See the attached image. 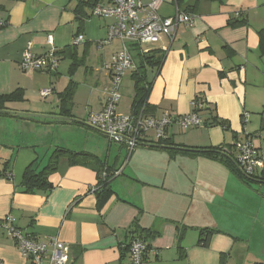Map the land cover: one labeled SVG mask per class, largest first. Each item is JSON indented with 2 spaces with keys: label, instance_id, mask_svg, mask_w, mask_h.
<instances>
[{
  "label": "crops",
  "instance_id": "crops-1",
  "mask_svg": "<svg viewBox=\"0 0 264 264\" xmlns=\"http://www.w3.org/2000/svg\"><path fill=\"white\" fill-rule=\"evenodd\" d=\"M83 1L0 0V18L7 22L0 29V96L23 90L24 102L7 108L47 116L0 117V221L12 215L23 232L40 241L57 237L70 246L69 264H131L128 247L135 238L147 244L146 264H219L222 255L229 256L228 264H264V182L246 184L218 161L151 148L152 138L129 153L87 125L89 115L103 109L111 86L105 67L125 43L102 46L115 20L92 17ZM161 1L162 17H174L180 9L194 16V24L181 25L172 40L163 37L153 46L127 44L137 66L139 54L164 56L160 68L149 69L152 115L177 118L197 112L201 127L185 131L173 124L167 130V139L186 149L229 148L235 157V143L249 136L262 159L260 177L264 0ZM49 35L60 61L57 72H23L20 61L28 44L43 55L50 49ZM78 35L84 41L76 45ZM135 72L123 80L133 92L127 109H121V98L118 112L123 115L133 111ZM70 85L72 117L61 121L56 118L62 117L61 94ZM45 89L52 93L44 98ZM197 100L203 110L193 106ZM72 131L76 137L71 141L47 144L52 132ZM58 148L93 155L104 166L122 170L111 181L114 195L101 209L92 191L99 176L90 161V166L73 164L61 157L49 177L51 190L26 192L25 170L34 163L40 172ZM205 230L213 232L206 248L199 245ZM0 264L32 263L2 235Z\"/></svg>",
  "mask_w": 264,
  "mask_h": 264
},
{
  "label": "built area",
  "instance_id": "built-area-1",
  "mask_svg": "<svg viewBox=\"0 0 264 264\" xmlns=\"http://www.w3.org/2000/svg\"><path fill=\"white\" fill-rule=\"evenodd\" d=\"M161 4V0H98L91 9L92 17L115 20V23L109 26L108 36L101 45H109L114 40H120L125 45L123 50L114 55L105 67L111 74V86L104 107L100 112L90 114L86 123L108 138L110 142L125 146L129 153L140 147L146 139L152 138L149 142L153 144L166 140L167 130L173 124L185 131L204 124L197 112L177 118H173L168 113L160 117L154 116L145 111V106L138 112L132 111L128 115L118 112L123 80L129 72L137 71V65L127 44L139 47L153 46L163 37L172 40L181 25L192 27L194 24V16L180 9H177L174 17H162L159 14ZM6 25L7 22L0 18V29ZM83 41L84 36L78 35L75 44ZM48 44L50 49L43 55L33 53L32 44H28L20 61L23 72L47 74L57 72L60 61L51 35L48 36ZM51 93L50 89H45L41 91V96L45 98ZM193 106L198 111L204 109V103L201 101H195ZM248 118L249 113H243L245 124ZM234 148L235 160L240 170L246 176H256L262 165V159L251 138L247 136L246 139L237 140ZM121 173L122 170H114L110 173L105 171L102 178L114 179ZM97 189L98 186H95L92 191L96 192ZM2 235L11 239L23 258L32 264H69L71 262L68 244L61 242L57 237L49 238L47 241L36 239L23 232L12 215L0 221V236ZM147 251V244L135 238L129 246L131 264H146Z\"/></svg>",
  "mask_w": 264,
  "mask_h": 264
},
{
  "label": "trees",
  "instance_id": "trees-1",
  "mask_svg": "<svg viewBox=\"0 0 264 264\" xmlns=\"http://www.w3.org/2000/svg\"><path fill=\"white\" fill-rule=\"evenodd\" d=\"M98 0H88L83 1V7H93ZM261 39V46L264 51V30L260 33ZM141 61L139 66H137V71L134 73L136 79V94L133 103V111L138 112L142 107H146V112L152 114L153 111L151 110V106L149 105V96L152 89V83L147 81L149 77V69L160 68L164 56L162 54H158V52H153V54H146L142 55L139 54L138 56ZM73 85H70L64 93L61 94V103H60V116L64 118H71V107H72V98H73ZM25 100L24 91L23 90H16L9 95L0 96V117H13L18 119H29L33 120V118L28 116H23L20 114H16L11 112L7 105L10 103H22ZM198 101V100H197ZM67 123V122H62ZM80 124V122H77ZM82 124V123H81ZM151 148H157L161 150L168 151L172 154L182 153L191 156L203 157L207 159H211L214 161H218L222 163L228 170L241 182L250 184L251 182L261 181L264 182V174L257 178V176H246L239 168L234 155L232 154L231 150L228 148L226 152H224V148H187L174 146L169 139L164 141H159L154 145L150 146ZM61 157H67L73 164L82 163L84 165L88 164L89 161L91 162V166L96 168L99 182H98V189L95 192L98 199V207L101 209L107 201L114 195L110 185L112 179H103L102 174L107 172H112L111 168L104 166L100 163V161L93 155L85 154V153H74L64 148L56 149L51 157L49 158L48 164L40 171L36 172L35 164H31L24 173L23 177V187L25 188L27 193L35 192V191H49L51 190V184L49 182V177L57 170V165L59 159ZM81 159V160H80ZM9 165V162L6 166ZM89 165V166H90ZM12 174L7 175L8 179H11ZM10 176V177H9ZM212 231L205 230L202 231L200 234L199 245L201 247H209L210 240L212 236ZM129 251V247H128ZM228 255H222L220 258L219 264H228Z\"/></svg>",
  "mask_w": 264,
  "mask_h": 264
},
{
  "label": "rangeland",
  "instance_id": "rangeland-1",
  "mask_svg": "<svg viewBox=\"0 0 264 264\" xmlns=\"http://www.w3.org/2000/svg\"><path fill=\"white\" fill-rule=\"evenodd\" d=\"M126 82H127V80H126ZM128 87L129 86H127V84H125V82L122 84L121 94H122L123 98H122V102H121V109H123V108L127 109L128 103H129L127 99L132 98V95H133L131 88H128ZM72 132L71 133L65 132V133H60V134L52 132L51 134L47 135V137H46L47 144H50L51 141L55 140V139L65 140V141L70 140L71 141V139H70L71 137L72 138L76 137V134L74 132L73 133ZM151 135H153V134H151ZM106 142H108V140H106Z\"/></svg>",
  "mask_w": 264,
  "mask_h": 264
},
{
  "label": "water",
  "instance_id": "water-1",
  "mask_svg": "<svg viewBox=\"0 0 264 264\" xmlns=\"http://www.w3.org/2000/svg\"><path fill=\"white\" fill-rule=\"evenodd\" d=\"M149 76H152V72H149ZM16 114H20L23 116H28V117H34V118H41V117H47V116H39V115H31V114H24V113H16ZM57 119L61 120V121H71V119L69 118H64V117H56ZM263 127H264V123H263ZM226 152V151H224Z\"/></svg>",
  "mask_w": 264,
  "mask_h": 264
}]
</instances>
